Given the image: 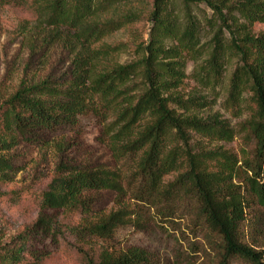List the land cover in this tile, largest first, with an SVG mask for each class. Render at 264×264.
Masks as SVG:
<instances>
[{"label": "trees", "instance_id": "1", "mask_svg": "<svg viewBox=\"0 0 264 264\" xmlns=\"http://www.w3.org/2000/svg\"><path fill=\"white\" fill-rule=\"evenodd\" d=\"M138 4L0 0V8L31 14L16 31L27 52L17 88L0 102V177L7 180L14 170V147L33 145L55 161L40 209L78 216L61 224L42 213L0 245V264H44L33 239L57 242L63 234L80 243L82 264H152L144 248L108 244L122 227L171 223L187 209L217 247L218 264L234 258L264 264V253L244 243L241 230L249 202L264 222V29L254 31L264 25V0H153L149 11ZM201 5L209 12L202 19L194 14ZM145 16L146 41L110 42ZM204 32L210 38L203 42ZM130 45L133 59L121 63ZM232 64L221 106L234 118L244 116L238 130L210 112ZM189 78L195 87L187 91ZM89 113L104 124L113 166L78 155L64 137ZM239 132L253 145L241 157L195 139L230 143ZM144 209L151 211L148 220Z\"/></svg>", "mask_w": 264, "mask_h": 264}, {"label": "rangeland", "instance_id": "2", "mask_svg": "<svg viewBox=\"0 0 264 264\" xmlns=\"http://www.w3.org/2000/svg\"><path fill=\"white\" fill-rule=\"evenodd\" d=\"M152 1L139 0L138 5L149 11ZM194 14L202 19L209 12L201 5L194 9ZM24 19L31 20V14L23 7L2 5L0 8V102L17 88L26 60V49L22 46L21 37L16 32L18 25ZM150 27L151 23L145 16L133 26L114 35L110 42H144L148 38ZM263 29L264 25L254 26L255 32ZM204 36L203 42L210 38L206 32ZM131 59H133L132 47L121 55L120 62H128ZM193 67L192 62L187 63V75L191 74ZM232 70L233 64L225 74L224 89L219 92L220 96L210 112L220 113L235 130H238L244 116L234 118L221 106ZM185 83L187 91L195 87L190 78ZM103 127L104 124L89 113L81 117L74 131L72 130L64 137L77 146L78 155L84 154L92 161L96 160L113 166L109 149L103 142ZM243 137L244 133L239 132L230 143H207L198 137L195 139L201 141V145L207 148L222 146L241 157L242 149L250 152L253 148L251 143L244 142ZM9 155L13 157L14 170L9 179L5 180L0 177V245L10 242L33 224L42 213L52 217L57 223H76L78 216L68 218L62 211H42L40 209L39 196L50 182L54 171L55 161L52 156L44 157L38 148L26 142H20L9 152ZM174 177L175 175H172L167 179L172 181ZM102 201L111 206V197L105 196ZM249 204L246 208V223L241 229L242 241L264 253V222L258 221L261 209L255 203L249 202ZM144 215L148 217L146 218L148 220L151 211L144 209ZM193 221V211L187 209L178 213L171 223H162L157 219L155 224L154 221L149 222L141 231L132 225H127L116 232L108 246L115 249L129 246L144 248L153 255L152 264H218L220 255L217 247L212 246L211 237L206 236L199 227H195ZM58 239L54 242L38 237L33 239L31 246L34 251L45 255L44 264H82V257L78 251V244H80L78 240L66 234ZM231 264L247 263L240 258H234Z\"/></svg>", "mask_w": 264, "mask_h": 264}]
</instances>
